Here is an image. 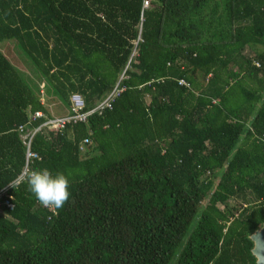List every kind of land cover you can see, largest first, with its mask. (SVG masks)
Masks as SVG:
<instances>
[{
	"label": "trees",
	"instance_id": "obj_1",
	"mask_svg": "<svg viewBox=\"0 0 264 264\" xmlns=\"http://www.w3.org/2000/svg\"><path fill=\"white\" fill-rule=\"evenodd\" d=\"M116 86L111 108L32 142L29 169L69 178L61 209L26 178L3 195L30 113L65 116L72 95L86 113ZM0 194L13 206L0 209V264H256L264 0H0Z\"/></svg>",
	"mask_w": 264,
	"mask_h": 264
},
{
	"label": "built area",
	"instance_id": "obj_2",
	"mask_svg": "<svg viewBox=\"0 0 264 264\" xmlns=\"http://www.w3.org/2000/svg\"><path fill=\"white\" fill-rule=\"evenodd\" d=\"M148 7V1H144V8ZM179 85L188 86L183 80H180ZM41 91L43 86H40ZM120 90L116 86L111 93L94 109L91 111H88L86 113H81L80 111L83 108V102L81 98L78 95H72L70 98V107L69 112L65 116H53V115H46L42 111H35L33 113H30L28 116V124L31 126V128L28 130L26 129V125H20L17 127V131L20 134V138L23 141V144L25 146V165L23 167V170L21 174L17 177L15 181L10 183L7 187L3 189V195H5V190L7 188H10L11 186H16L18 183L26 178V175L29 171V163L34 159H39V156L36 152L32 150V142L37 134L41 133L43 130H47L50 132H60L63 129L66 128L68 124L76 123V122H86V118L88 115H90L92 112H94L97 109H103V108H111V103L113 101V98L118 95ZM41 103H43L41 99ZM89 139H84L83 143H88ZM2 194H0V209L1 206H6L10 210L13 208L12 204L10 203L11 196H8L7 199H3V202H1Z\"/></svg>",
	"mask_w": 264,
	"mask_h": 264
},
{
	"label": "clouds",
	"instance_id": "obj_3",
	"mask_svg": "<svg viewBox=\"0 0 264 264\" xmlns=\"http://www.w3.org/2000/svg\"><path fill=\"white\" fill-rule=\"evenodd\" d=\"M26 182L28 190L45 208L59 210L69 201L70 181L63 172L53 174L48 168L29 169Z\"/></svg>",
	"mask_w": 264,
	"mask_h": 264
},
{
	"label": "rangeland",
	"instance_id": "obj_4",
	"mask_svg": "<svg viewBox=\"0 0 264 264\" xmlns=\"http://www.w3.org/2000/svg\"><path fill=\"white\" fill-rule=\"evenodd\" d=\"M11 54V55H10ZM7 55L9 56V58L11 59L12 63L15 65V67L19 70V72L21 73L22 78L26 81L29 82L32 80V76L29 74L27 68L25 67V64L23 62H21L19 59H17L16 57H13L12 53H7ZM16 56H18V54H15ZM23 63V64H22ZM24 65V66H23ZM33 81V80H32ZM37 81V80H36ZM41 84V83H40ZM50 95L48 96V99H45V96L43 97L42 101L45 100V103L49 105V109L50 111L53 110V113L55 111V105H57V102H55L56 100H52ZM230 205L231 207H235V208H240L241 202L239 200H232L230 201Z\"/></svg>",
	"mask_w": 264,
	"mask_h": 264
},
{
	"label": "water",
	"instance_id": "obj_5",
	"mask_svg": "<svg viewBox=\"0 0 264 264\" xmlns=\"http://www.w3.org/2000/svg\"><path fill=\"white\" fill-rule=\"evenodd\" d=\"M249 239L253 243L251 254L255 258L256 264H264V224L254 231Z\"/></svg>",
	"mask_w": 264,
	"mask_h": 264
}]
</instances>
